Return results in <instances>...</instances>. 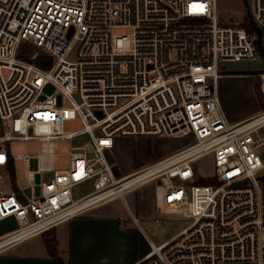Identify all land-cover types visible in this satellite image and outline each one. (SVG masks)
<instances>
[{
	"label": "built area",
	"instance_id": "built-area-1",
	"mask_svg": "<svg viewBox=\"0 0 264 264\" xmlns=\"http://www.w3.org/2000/svg\"><path fill=\"white\" fill-rule=\"evenodd\" d=\"M217 4L0 0V221L16 222L0 249L155 182L156 206L192 221L159 245L150 241L133 264H264V109L232 122L219 92L223 62L262 56L259 35L242 23H220ZM251 16L264 45V0H251ZM24 43L52 62L38 65V53L20 57ZM75 119L81 128L65 131ZM189 134L190 146L116 175L108 152L117 137ZM80 136L87 138L75 143ZM58 139L72 142L68 169L53 166ZM32 140L42 144L39 168L19 188L15 163L29 166L30 155H12L10 143ZM206 155L218 182L195 186L203 196L197 205L185 183L196 184L194 163ZM87 182L93 190L76 197L74 188Z\"/></svg>",
	"mask_w": 264,
	"mask_h": 264
},
{
	"label": "rangeland",
	"instance_id": "rangeland-1",
	"mask_svg": "<svg viewBox=\"0 0 264 264\" xmlns=\"http://www.w3.org/2000/svg\"><path fill=\"white\" fill-rule=\"evenodd\" d=\"M218 20L224 24H244L247 25L252 19L251 0H218L217 4ZM130 29H116L117 33H129ZM38 53V57L45 55L33 45L26 44L20 51V55L29 58ZM75 52L69 56L75 58ZM37 57V58H38ZM52 59V57L50 56ZM221 70L223 77L219 80L220 97L230 121L232 118L251 115L264 109V97L261 92L262 80L259 73H264V57L258 56L253 60L240 59L236 61L223 62ZM233 75V76H232ZM81 128L79 119L66 121L65 131H75ZM264 132V129H263ZM87 136L75 138V143L80 144ZM195 142L193 134L183 137H122L115 139V145L108 152L113 168L118 177L140 169L168 155H171ZM72 142L68 139H58L54 141L53 166L55 169H68L70 165V146ZM12 155H30V165L26 166L21 160H17L15 181L17 186L23 187L28 183L27 171H36L38 167V155L43 152L42 144L38 141H15L10 143ZM199 178H211L214 174L212 155H206L194 163ZM52 173H45L43 178L49 180ZM192 191V197L197 205L203 203L195 192L197 184L193 182L185 183ZM155 182L141 185L125 194V200L116 198L112 200L115 208L126 210V202L132 204L135 199L139 206H143L144 201H151L154 204L155 217L151 219L141 218L143 231L159 245L172 238L179 230L188 226L192 218L170 214L165 208H157L155 205ZM93 190L91 182L83 183L74 188L76 197H81ZM130 205V204H129ZM15 221L8 219L0 221V233L14 226ZM228 264H256L255 262L228 263Z\"/></svg>",
	"mask_w": 264,
	"mask_h": 264
},
{
	"label": "crops",
	"instance_id": "crops-1",
	"mask_svg": "<svg viewBox=\"0 0 264 264\" xmlns=\"http://www.w3.org/2000/svg\"><path fill=\"white\" fill-rule=\"evenodd\" d=\"M256 113L232 118V122L243 121ZM132 201L128 205L140 219L155 217L156 208L151 201H144L143 206L135 199ZM126 209L127 212L115 208L112 200L96 205L49 231L3 247L0 264H133L148 252L149 242L154 241L130 218ZM15 227L16 222L1 232L0 237Z\"/></svg>",
	"mask_w": 264,
	"mask_h": 264
},
{
	"label": "trees",
	"instance_id": "trees-1",
	"mask_svg": "<svg viewBox=\"0 0 264 264\" xmlns=\"http://www.w3.org/2000/svg\"><path fill=\"white\" fill-rule=\"evenodd\" d=\"M248 30L250 32H255V33H258L259 35V40L257 41V44H258V47L261 51V55L264 57V45H263V42H262V30L257 26V24L252 20L250 19L249 23L246 25ZM28 43H24L22 46H21V49L23 48L24 45H26ZM21 51V50H20ZM20 57H22L20 54H19ZM25 58V57H24ZM35 62L42 66V67H46V65H48L49 63L52 62V59L47 56V55H42L40 57H38ZM218 181L215 177H211V178H199L198 181L196 182L197 185H209V184H216ZM51 246V244L49 245ZM54 250V249H52Z\"/></svg>",
	"mask_w": 264,
	"mask_h": 264
},
{
	"label": "water",
	"instance_id": "water-1",
	"mask_svg": "<svg viewBox=\"0 0 264 264\" xmlns=\"http://www.w3.org/2000/svg\"><path fill=\"white\" fill-rule=\"evenodd\" d=\"M72 32H73V28H71V30H70V35H71ZM27 192L30 193V189H27Z\"/></svg>",
	"mask_w": 264,
	"mask_h": 264
}]
</instances>
